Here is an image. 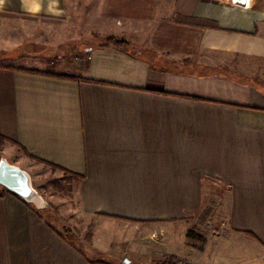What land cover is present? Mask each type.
Returning <instances> with one entry per match:
<instances>
[{"label":"crops","instance_id":"0c3cea01","mask_svg":"<svg viewBox=\"0 0 264 264\" xmlns=\"http://www.w3.org/2000/svg\"><path fill=\"white\" fill-rule=\"evenodd\" d=\"M243 5L0 0V52L20 46L9 21L90 12L113 25L98 36L129 43L94 45L80 63L39 72L0 63V135L75 175L84 214L145 227L164 259L264 264V0ZM206 211L218 215L204 244H191ZM45 213L0 196V264H100L103 243L102 256L82 251Z\"/></svg>","mask_w":264,"mask_h":264},{"label":"rangeland","instance_id":"374dc122","mask_svg":"<svg viewBox=\"0 0 264 264\" xmlns=\"http://www.w3.org/2000/svg\"><path fill=\"white\" fill-rule=\"evenodd\" d=\"M87 15V19L83 21H9V40L14 44L20 43V46L8 50L2 49L0 63L29 66L36 70L45 66L51 69L54 67L51 63L57 65L58 59L68 64L72 58H75L76 62L80 63L81 59L86 57L88 48L101 45L110 38L98 36L99 32H102V29L113 28L111 23L98 20L92 12ZM3 157L14 164L32 169L34 186L48 201L46 218L82 251L94 257L102 256L101 243H103L104 259L101 258L99 261H104L106 264H124L126 260L129 261L128 264H156V261L165 260V257L160 254V251H163L164 255H167L165 248L157 241L158 237L146 234L145 227H139V225L134 229L133 225L129 224L108 225L84 214L80 205L75 175L39 161L19 146L0 139V160ZM218 203H220L219 198L215 200V204ZM215 215L218 213L206 211L203 216L201 214V218L196 220V226L191 230H194L195 234H200L205 241L204 236L208 234ZM133 234H136V237L128 243L129 236L132 238ZM203 240L196 237L189 238L191 244H204ZM148 249L153 253L144 254ZM182 255L186 256V254H180L179 257L182 258ZM179 264L188 263L180 262Z\"/></svg>","mask_w":264,"mask_h":264},{"label":"water","instance_id":"95a60500","mask_svg":"<svg viewBox=\"0 0 264 264\" xmlns=\"http://www.w3.org/2000/svg\"><path fill=\"white\" fill-rule=\"evenodd\" d=\"M0 186L38 210L48 207V201L34 186L31 173L6 157L0 160ZM128 262L126 260L124 264Z\"/></svg>","mask_w":264,"mask_h":264},{"label":"trees","instance_id":"16d2710c","mask_svg":"<svg viewBox=\"0 0 264 264\" xmlns=\"http://www.w3.org/2000/svg\"><path fill=\"white\" fill-rule=\"evenodd\" d=\"M100 46H105V47H107V46H116V47H119V48L129 49V44L126 41L119 40V39H116L114 37H110L107 42L101 44ZM32 71L39 72L38 70H32ZM0 139L5 140V138L3 136H1V135H0ZM1 188L2 189L0 190V196H3L6 193H9L5 188H3V187H1ZM41 211L46 212V209L41 210ZM193 237H196V238H199L200 240H203V237L200 234H195L194 230H190L188 232V238H193ZM180 262H182V261L178 257H176V256H170L169 258H167V259H165L163 261L160 260V261H156L155 263L156 264H179ZM99 263L100 264H106V262H104V261H99Z\"/></svg>","mask_w":264,"mask_h":264},{"label":"built area","instance_id":"2783aa9c","mask_svg":"<svg viewBox=\"0 0 264 264\" xmlns=\"http://www.w3.org/2000/svg\"><path fill=\"white\" fill-rule=\"evenodd\" d=\"M234 4H238V5H243V4H239L240 2H237V0H231ZM256 2V0H250L249 4L243 5L246 6L248 8H250L251 6L254 5V3Z\"/></svg>","mask_w":264,"mask_h":264},{"label":"bare ground","instance_id":"6f19581e","mask_svg":"<svg viewBox=\"0 0 264 264\" xmlns=\"http://www.w3.org/2000/svg\"><path fill=\"white\" fill-rule=\"evenodd\" d=\"M237 2H240L241 4H249L250 0H237Z\"/></svg>","mask_w":264,"mask_h":264}]
</instances>
